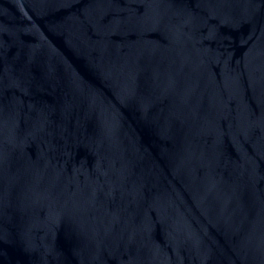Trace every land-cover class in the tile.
Returning <instances> with one entry per match:
<instances>
[{"label": "water", "instance_id": "1", "mask_svg": "<svg viewBox=\"0 0 264 264\" xmlns=\"http://www.w3.org/2000/svg\"><path fill=\"white\" fill-rule=\"evenodd\" d=\"M0 264H264V0H0Z\"/></svg>", "mask_w": 264, "mask_h": 264}]
</instances>
